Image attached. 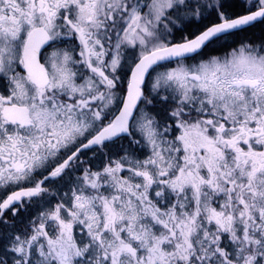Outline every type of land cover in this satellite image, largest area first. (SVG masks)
Returning a JSON list of instances; mask_svg holds the SVG:
<instances>
[{
    "label": "snow or ice",
    "instance_id": "6c2138e0",
    "mask_svg": "<svg viewBox=\"0 0 264 264\" xmlns=\"http://www.w3.org/2000/svg\"><path fill=\"white\" fill-rule=\"evenodd\" d=\"M0 264H264V0H0Z\"/></svg>",
    "mask_w": 264,
    "mask_h": 264
}]
</instances>
